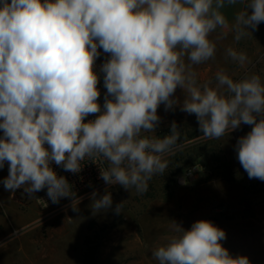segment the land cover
<instances>
[{
	"label": "clouds",
	"instance_id": "9594fccd",
	"mask_svg": "<svg viewBox=\"0 0 264 264\" xmlns=\"http://www.w3.org/2000/svg\"><path fill=\"white\" fill-rule=\"evenodd\" d=\"M238 0H0V169L4 190L30 198L47 190L53 204L77 196L52 164L77 174L82 162L101 160L99 178L137 194L168 168L167 155L183 148L175 121L163 137L158 108L194 114L205 138L219 139L251 126L234 146L249 179L264 181V82L258 74L232 79L221 69L198 82L194 66L216 53L209 37L227 29L221 11ZM235 17L239 42L264 22V0H242ZM247 30V31H246ZM251 32V31H250ZM252 33V32H251ZM226 33L221 32L223 38ZM101 49L107 58L96 71ZM233 62L246 53L226 50ZM103 74V104L98 85ZM181 89L183 100L176 96ZM94 115V119H87ZM87 120V122H85ZM151 134V135H149ZM184 182V181H182ZM93 215L112 208L107 189L90 196ZM123 201L116 204L119 215ZM177 235L153 250L158 264H252L230 254L226 232L210 220L189 229L175 221Z\"/></svg>",
	"mask_w": 264,
	"mask_h": 264
},
{
	"label": "rangeland",
	"instance_id": "374dc122",
	"mask_svg": "<svg viewBox=\"0 0 264 264\" xmlns=\"http://www.w3.org/2000/svg\"><path fill=\"white\" fill-rule=\"evenodd\" d=\"M260 67L257 64L250 69L232 70V79L255 73L263 81L264 70ZM176 96L183 100V93ZM103 100L99 98L101 105ZM158 115L161 123L155 135H167L175 121L180 127L178 143L183 148L165 157L168 168L148 182L146 193L126 191L120 185L107 189L113 205L106 212L92 214V192L77 195L84 199L78 205L79 211L73 212L69 198L44 207L37 200L43 190L30 198L23 189L5 191L0 183V264H99L106 242L120 244L116 253L139 239L165 242L167 229L174 230V221L188 229L194 218L210 220L225 230L227 239L221 243L235 253L247 237L249 247L261 249L258 254L264 263V181L248 178L234 150L237 139L251 126L242 125L219 139H208L199 131L194 114L182 112L179 107L166 112L161 105ZM197 166L199 170L189 175ZM7 176L5 164L0 169V181ZM105 190L97 192L102 196ZM122 201V213L117 215L115 206ZM182 217L186 218L184 222L178 220Z\"/></svg>",
	"mask_w": 264,
	"mask_h": 264
},
{
	"label": "crops",
	"instance_id": "0c3cea01",
	"mask_svg": "<svg viewBox=\"0 0 264 264\" xmlns=\"http://www.w3.org/2000/svg\"><path fill=\"white\" fill-rule=\"evenodd\" d=\"M244 9V3L242 0H238L235 5H228L225 4V7L221 9L224 13L229 27L227 29H217L216 32L210 35V39L216 43V53L214 58L194 66V71L197 73L198 82L203 83L205 81L211 80L213 82V86L215 85V74L218 70H225L226 74L227 71L228 75L232 78L233 74L231 73L232 70H241V69H250L253 65H261V69L264 70V22L258 25L256 30L249 29L250 31L246 36H244L239 42L234 40L235 30L233 25L235 24V17L239 11ZM247 31V30H246ZM221 32L226 33L223 38H218L221 35ZM233 48L236 51L240 52L243 51L246 53L248 59L251 63H246L244 66H240L239 64L233 62L229 57L226 55V50L228 48ZM101 56L96 61V71L99 72L100 65L104 62L107 58V54H104L101 49ZM101 79L98 85L100 89L101 96L100 98L104 99V90H103V74H100ZM264 82V79L263 81ZM182 93L181 89H177L176 95ZM0 135H2V131H0ZM44 190L41 194L37 197V200L43 195ZM11 195V194H10ZM12 196V195H11ZM187 210V209H183ZM182 214L188 213L187 211H182ZM179 221L186 220V218H179ZM192 220V218H191ZM196 221V219L194 218ZM192 222H194L192 220ZM186 229V228H184ZM189 229V228H188ZM168 236L177 235L178 233L174 230L171 231L167 229ZM249 239L246 237L244 240L242 239V248L237 251L236 253L233 252V248L225 247L229 250L230 254L233 256L235 255H246L252 264H264L263 258L258 254L261 251L260 248H257L255 251L253 248L249 247ZM115 242V241H114ZM105 243L101 250V255L99 259V264H158L153 256L152 252L159 246L164 245L167 241H159L154 243H149L148 239H139L134 242V244H129L127 246H123L119 252H115V249L118 245L117 242ZM163 242V243H162ZM257 252V253H256ZM113 263H112V259Z\"/></svg>",
	"mask_w": 264,
	"mask_h": 264
},
{
	"label": "built area",
	"instance_id": "2783aa9c",
	"mask_svg": "<svg viewBox=\"0 0 264 264\" xmlns=\"http://www.w3.org/2000/svg\"><path fill=\"white\" fill-rule=\"evenodd\" d=\"M95 116L91 115L87 119H94ZM87 122V120L85 121ZM54 171L58 175L65 176L69 183L73 186V191L77 193V195H85L88 193L95 191H100L104 189L114 188L117 185H106L103 180L99 178V167H107V163L103 162L99 159L97 160H88L87 158L85 161L82 162V170L77 173L73 174L71 172H66L63 168L52 164ZM199 170V167H194V169L190 170L189 175L194 174L196 171ZM47 190L44 189L43 195L38 200L39 204L48 207L54 205L51 200L48 198L46 194ZM68 199L62 198L61 200ZM60 200V201H61Z\"/></svg>",
	"mask_w": 264,
	"mask_h": 264
}]
</instances>
